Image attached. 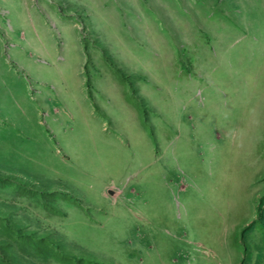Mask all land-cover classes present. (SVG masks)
<instances>
[{"label":"rangeland","instance_id":"obj_1","mask_svg":"<svg viewBox=\"0 0 264 264\" xmlns=\"http://www.w3.org/2000/svg\"><path fill=\"white\" fill-rule=\"evenodd\" d=\"M0 264H264V0H0Z\"/></svg>","mask_w":264,"mask_h":264}]
</instances>
